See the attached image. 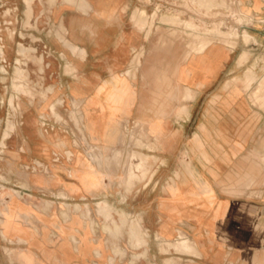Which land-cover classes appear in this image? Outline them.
I'll use <instances>...</instances> for the list:
<instances>
[{
    "label": "crops",
    "instance_id": "crops-1",
    "mask_svg": "<svg viewBox=\"0 0 264 264\" xmlns=\"http://www.w3.org/2000/svg\"><path fill=\"white\" fill-rule=\"evenodd\" d=\"M37 1L41 8H34V17H41L43 8L52 2L49 13L55 34L48 42L46 60L52 81L59 85L58 90H52L59 100L48 107L46 116L41 117L42 123L30 122L33 133L28 145L36 154L31 158L28 176L29 187L38 197L49 195L53 200L43 205V209L38 203L27 208L21 201L12 205L10 200L5 207L7 216L0 217L6 220L5 224L0 223L6 225L0 231L1 237L5 232L10 243L27 245L31 242L32 249L37 251L35 247L41 241L49 243L56 239L62 243L51 253L32 255L30 264H39L38 259L54 264L48 258H57L62 264H85L97 250L100 237L93 222H88L92 207L95 206L98 215H106L108 219L113 218L109 211L118 206L112 201H87L112 194L121 163L126 160L124 152L120 165L115 164L114 151L122 146V137L129 131L131 120L137 119L135 123L156 133L165 151H174L171 155L164 154L163 161L198 163L194 169L176 171L157 196L151 195L155 191H148L149 185L133 186L130 179L135 176L131 177L128 170L129 194L148 193L144 202L133 208L141 211L140 222L147 233L154 234L156 240L166 246L157 235L164 237V241L178 243L182 240L181 233H185L203 253L201 264H226L232 259L236 261L233 263H239L242 254L252 253L250 242L261 246L264 234L254 231L252 221L255 219L256 224L262 218L260 205L263 203L242 204L241 196L249 187L242 182L243 178L253 174L254 184L261 183L262 167H251L248 171L242 165L231 170L229 163L233 154L226 148L232 144L242 145L232 140L231 130L242 124L254 109V129H264V110H256L246 89L240 91L231 86L242 70V41L235 42V48L205 39L184 47L181 38L170 34L162 23L167 10L152 9L151 0ZM154 1L162 2L164 7L165 2H169ZM240 1L241 10L249 11L250 21L257 23L252 31L255 37L251 40L259 45L254 49H261L264 46V0H260L257 7L256 0ZM22 3L27 12L26 0ZM212 10H208L207 16ZM177 11L181 18L183 11ZM153 17L159 19V25L150 31L147 24ZM204 45L205 50L198 52ZM189 52L191 55L187 58ZM261 64L262 60L256 58L253 63L256 71L261 72ZM135 65L143 66L137 88L130 76ZM115 76L120 78L116 80ZM220 85L222 88H217ZM168 87L175 88L173 97L180 103L184 102V96L190 97L189 104L186 107L148 104L150 97L166 98ZM47 93L49 97L50 92ZM214 98L220 99L221 107L209 100ZM77 112L78 121H75L72 118ZM184 112L189 118L173 126L167 115ZM191 118L198 119L196 148L193 149L197 152L180 154L177 151L184 143L185 132L193 125ZM73 127L84 129L83 140L94 147V152L86 153L79 148ZM218 146H222V151ZM20 152L26 151L21 147ZM88 173L92 174V179L86 177ZM57 204L63 206L59 211H56ZM8 208L12 210L10 214ZM64 212L71 218L65 219ZM72 235L80 238L79 252L74 250ZM8 254L13 261V253ZM180 254L195 258L182 251Z\"/></svg>",
    "mask_w": 264,
    "mask_h": 264
},
{
    "label": "rangeland",
    "instance_id": "rangeland-1",
    "mask_svg": "<svg viewBox=\"0 0 264 264\" xmlns=\"http://www.w3.org/2000/svg\"><path fill=\"white\" fill-rule=\"evenodd\" d=\"M21 1L23 0H0V203H2L0 217L7 216L5 207L10 200L12 205L21 201L27 208L38 203L42 209L45 208L43 205L53 200L49 195L42 199L38 197L39 195L29 187L30 177L28 176L29 168L32 165L31 158L36 154L34 151L31 152L28 145L33 133L29 128L30 122L33 121L34 125L39 122L42 123L41 117L46 116L48 107L59 100L55 97L56 92L52 91L58 90L59 85L52 81L50 66L46 60L48 42L55 34L52 30L49 13L52 2L43 8L44 12L41 17H34V8H41L39 2L26 0L28 11L25 12L27 7L25 4H21ZM168 1V3L165 2L166 7H164L162 2L151 0V7L157 10H167V16L162 20V23L168 28L167 31L170 34L181 38L184 47L205 39L204 41L227 43L231 48H235L237 47L235 42L242 41V70L239 72L237 81L231 82V86L233 85L240 91L242 88L246 89V93L250 97L248 99L251 104L257 107L256 110H264V46L261 49H254L259 47L256 42L251 40L252 36L255 35L252 31L257 23L254 20L253 22L250 21L248 15L251 13L249 11H245L244 8L241 10V1ZM259 3L260 0H256V7ZM209 9L212 11L207 16ZM177 10L183 11L181 18ZM158 21L157 17L150 18V23L147 24L150 26V31L156 29L159 25ZM140 25L143 26L142 22ZM11 30L14 32L13 37L10 36ZM244 30H248L245 32V38L243 37ZM235 32L238 33L237 37L234 35ZM65 43L73 47L68 40H65ZM205 47L204 45L198 52H203ZM190 55L191 52L186 57L188 58ZM256 58L262 60L261 72L256 71L253 65ZM142 70V65H135L130 73V76L135 80L136 88L138 87L137 79L141 76ZM114 78L117 80L120 77L115 76ZM217 88L221 89L222 85ZM153 89L154 85L151 82L152 94L155 93ZM174 91L175 88L168 87L166 98L150 97L148 104L150 106L179 105L186 107L191 98L184 96V102L180 103L173 97ZM47 92H50L49 97ZM209 100L213 101L214 106L218 107L221 104L219 98ZM254 110L242 124L236 125L231 130L232 140L235 139L242 145L232 144L226 148L233 154V160L229 163L231 170H237L242 165L248 171L251 167H262L261 183L257 181L254 184L255 176L253 174L243 178L242 182L245 181L249 187H247V192L242 193L241 197L242 204L248 203V201L263 203L260 205L263 210L262 218L256 221V224L255 219H253L252 227L255 229L254 231L264 234V129L262 131L254 129ZM75 115L72 119L78 121V112ZM60 116L63 115L60 113ZM167 116L171 117L170 121L173 126L179 125L178 123L182 119L189 117L186 112L178 115L168 114ZM136 120H131L129 131L124 133L125 136L122 137V146L115 150L119 154V163L117 162L119 165L124 152L126 160L121 163L118 180L111 190L112 194H104L97 201L93 199L87 201L88 203L112 201L117 202L118 206L113 211H109V215L110 213L113 214V218L109 216L108 219L105 218L106 215H98L95 206L92 207L88 222H93L96 233H99L100 237L97 242V250L85 264H201L199 261L203 259V253L194 246L195 242L185 233H181L182 240L178 243L164 241V237L157 235V239L162 238L161 240L167 244L166 246L161 241L156 240L154 234L147 233L145 225L140 222L141 211L133 209L135 204L144 202L148 193L129 194L126 188L129 183L128 170L131 172V177L135 176L130 179L133 186L144 187L149 185V187L147 186L148 191H155L151 195L157 196V192L165 184V181L171 182L170 177H173L176 171L194 169L198 164L191 161L183 163L163 161L164 154L171 155L174 154V151L169 149L165 151L158 142L156 133L150 131V128L148 130L146 127L138 125L135 123ZM197 122L198 119L191 118L193 125L190 123L191 125L186 130L184 143L177 151L178 153L187 155L197 152L193 150L196 148L194 141ZM73 129V137L80 143L79 148L86 153L94 151V147L83 140L84 129L82 127L80 130L74 127ZM125 137H127V145L124 150ZM21 147L26 152H20ZM218 148L222 151V146H218ZM16 185L22 188L18 189ZM60 202L63 203L64 201L60 200ZM60 206L57 204L56 211H59ZM11 211V208H8V214ZM27 211L30 210L27 209ZM63 216L65 219L71 218L68 214ZM9 218L12 219V217ZM5 221V219H0V223L5 224ZM5 227L6 225L0 224V231ZM61 231L63 232V228ZM2 237L7 240L5 232H2ZM2 237L0 234V260L2 264H24L21 261L30 264L32 255H46L59 249L62 244L56 239L49 243L41 241L35 247L39 249L37 251L32 249L31 242H28L27 245L10 243L9 240L5 241ZM70 239L74 250L79 252L80 238L72 235ZM81 242L83 243V239ZM249 246V250L252 251L251 254L245 256L242 254L239 263H233L236 261L232 259V262L226 264H264V241L261 246L256 247V243L253 242H250ZM180 251L195 258L181 256ZM8 252L13 253V261ZM38 260L39 264H45L41 259ZM48 260H53L54 264H62L57 258H48Z\"/></svg>",
    "mask_w": 264,
    "mask_h": 264
},
{
    "label": "bare ground",
    "instance_id": "bare-ground-1",
    "mask_svg": "<svg viewBox=\"0 0 264 264\" xmlns=\"http://www.w3.org/2000/svg\"><path fill=\"white\" fill-rule=\"evenodd\" d=\"M133 34H134V33H133ZM13 35H14V32H13V30H11V32H10V36L13 37ZM234 35L237 37V36H238V33L235 32ZM135 39H136V38H134V40H135ZM138 41H140V40H138ZM136 42H137V41H136ZM163 56H164V55H163ZM207 56L209 57V55H207ZM153 57H154V56L152 55V58H153ZM208 57H207V58H208ZM155 58H156V57H155ZM157 58H158V57H157ZM152 60H153V59H152ZM38 66H39V65H38ZM157 68H158V67H157ZM146 69H147V68H146ZM156 70H157V69H156ZM167 71H168V70H167ZM33 72H34V71H33ZM35 73H36V72H35ZM41 73H42V72H41ZM158 73H160V72H158ZM37 75H38V74H37ZM37 77H38V76H37ZM168 80H169V79H168ZM41 83H42V82H41ZM38 88H39V87H38ZM33 101H34V100H33ZM40 101H41V100H40ZM40 103H41V102H40ZM34 106H35V105H34ZM220 107H221V106H220ZM24 111H25V110H24ZM225 111H226V110H225ZM226 117H227V116H226ZM188 118H189V117H188ZM232 120H233V119H232ZM178 124H179V123H178ZM102 148H103V147H102ZM100 149H101V148H100ZM103 151H104V150H103ZM103 151H102V152H103ZM107 151H108V150H107ZM118 151H119V150H118ZM202 151H203V150H202ZM92 152H94V151H92ZM114 152H115V153H114V161H115L116 164H118V163H119V162H118V161H119V160H118V159H119V157H118L119 154L117 153V151H114ZM207 152H208V151H207ZM98 156H99V155H98ZM95 157H96V156H95ZM91 158H92V157H91ZM135 159H136V158H135ZM109 160H110V159H109ZM111 160H112V159H111ZM209 160H210V159H209ZM117 162H118V163H117ZM110 163H111V161H110ZM36 164H37V163H36ZM97 164H98V163H97ZM118 165H119V164H118ZM132 165H134V164H132ZM32 167H33V166H32ZM100 168H101V167H100ZM22 171H23V170H22ZM32 171H33V170H32ZM45 174H46V173H45ZM86 177H87L88 179H92L93 176H92V174L88 173V174H86ZM17 193H18V192H17ZM19 197H20V196H19ZM49 205H50V204H49ZM49 205H48V206H49ZM50 206H51V205H50ZM50 206H49V207H50ZM66 209H67V208H66ZM0 212H2V210H1V203H0ZM65 214H67V213L64 212L63 215H65ZM105 230H106V228H105ZM108 234H109V233H108ZM23 242H24V241H23ZM229 244H230V243H229ZM233 252H234V251H233ZM233 252H232V253H233ZM222 255H223V254H222ZM219 256H220V255H219ZM143 259H144V258H143ZM130 263H131V262H130Z\"/></svg>",
    "mask_w": 264,
    "mask_h": 264
}]
</instances>
